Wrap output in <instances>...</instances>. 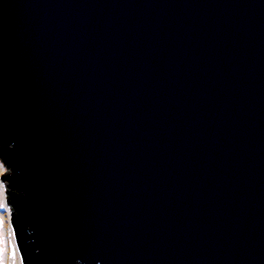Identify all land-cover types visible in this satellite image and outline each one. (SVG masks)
<instances>
[{"label":"water","instance_id":"water-1","mask_svg":"<svg viewBox=\"0 0 264 264\" xmlns=\"http://www.w3.org/2000/svg\"><path fill=\"white\" fill-rule=\"evenodd\" d=\"M0 143L20 264H264V0H0Z\"/></svg>","mask_w":264,"mask_h":264},{"label":"rangeland","instance_id":"rangeland-1","mask_svg":"<svg viewBox=\"0 0 264 264\" xmlns=\"http://www.w3.org/2000/svg\"><path fill=\"white\" fill-rule=\"evenodd\" d=\"M2 166L3 158L0 157V264H20L2 186Z\"/></svg>","mask_w":264,"mask_h":264},{"label":"trees","instance_id":"trees-1","mask_svg":"<svg viewBox=\"0 0 264 264\" xmlns=\"http://www.w3.org/2000/svg\"><path fill=\"white\" fill-rule=\"evenodd\" d=\"M6 148H7L6 145H4L3 143H0V155H1L2 151H4ZM23 230L24 229H22L21 232H18V235H19L20 239L23 241L22 248H23V251L25 253V256H27V255H31L33 251H32L31 247L28 244V241H27V239L25 237V232H23Z\"/></svg>","mask_w":264,"mask_h":264}]
</instances>
